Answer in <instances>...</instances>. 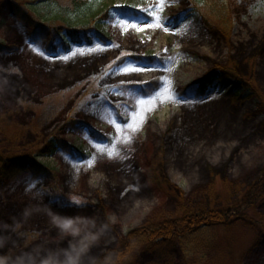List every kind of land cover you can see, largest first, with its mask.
<instances>
[{"label": "rangeland", "instance_id": "rangeland-1", "mask_svg": "<svg viewBox=\"0 0 264 264\" xmlns=\"http://www.w3.org/2000/svg\"><path fill=\"white\" fill-rule=\"evenodd\" d=\"M156 2L96 0V23L66 41V31H33L14 0H0V159L38 155L55 171L0 170V258L8 264L69 252L77 264H110L100 261L115 258L132 230L210 209L232 223L141 245L123 264H264V0H224L221 22L191 0H167L162 11ZM142 9L167 17L168 31L146 27L155 20ZM213 69L206 95L186 92ZM243 82L249 91L229 96ZM157 92L176 99L157 101L142 129L129 132L131 143L117 141L109 120L123 128L136 100ZM54 136L80 149L41 152ZM95 145L125 158H101Z\"/></svg>", "mask_w": 264, "mask_h": 264}, {"label": "trees", "instance_id": "trees-1", "mask_svg": "<svg viewBox=\"0 0 264 264\" xmlns=\"http://www.w3.org/2000/svg\"><path fill=\"white\" fill-rule=\"evenodd\" d=\"M52 0H14V9L18 19L34 30L42 27H56L66 29L73 37L76 36L82 28H86L96 23L94 5L96 0H53L57 6L51 12H46L44 8ZM194 7L207 12L210 16L225 20L223 13L228 10L224 0H191ZM33 10V11H32ZM35 12V13H34ZM38 14V18L36 15ZM206 14V13H205ZM88 16V17H84ZM106 14L100 17L104 18ZM101 18V19H102ZM41 21V22H40ZM207 78V77H206ZM68 144L61 138L56 137L42 145L40 151L44 154H51L59 147H66ZM30 168L24 163V159H5L1 161V167L4 175L16 171L18 167L30 169L36 174H53L54 169L31 157ZM227 214L221 209H210L208 212H189L183 214L181 218L164 219L146 223L144 226L132 230L127 237V241L117 251L115 258L104 257L100 262L109 261L110 264H123L124 260L136 252L141 245H151L159 239L173 240L178 237H184L188 234L198 232L201 227L217 226L229 224Z\"/></svg>", "mask_w": 264, "mask_h": 264}, {"label": "snow or ice", "instance_id": "snow-or-ice-1", "mask_svg": "<svg viewBox=\"0 0 264 264\" xmlns=\"http://www.w3.org/2000/svg\"><path fill=\"white\" fill-rule=\"evenodd\" d=\"M167 0H157V2L155 4L152 5V7L160 9L162 11L164 5L166 4ZM172 2H176V0H172ZM142 11L147 12L148 14H150L155 22L152 24H148L147 21H142L146 27L149 28H156V29H160L163 28V30L165 32L168 31V28L163 26V20H166L167 17H160V15L158 14V12L155 11H151L150 9H142ZM122 23V22H121ZM130 27L135 28L136 25L132 24L130 25ZM140 31H143V29L141 28ZM94 51V49H90L89 50ZM41 55H43V53H41ZM64 60H68V57H63ZM168 63H171V59L168 58ZM124 72H128V71H140V69H124ZM164 71L166 72H170L172 71L171 68H165ZM167 84H171V81H166ZM165 92H168L169 89L165 88L164 89ZM147 95V99H137L135 105L132 106V112L130 114V116H126L125 117V124L124 127L122 128L121 125L119 123H115V121L113 120H109V123H114L117 133H120L121 135L116 137V140L123 143V144H129L132 141V135L129 134V132L131 133H137L142 129L143 123L147 118V114L151 113L152 111L155 110V107L157 105V101L159 103H164L166 99H176L171 93H169V95L167 97H163L162 94L160 92H157L155 95H151V94H145ZM125 107H128L127 104L125 105ZM94 147H96L98 154L100 155V157L102 158L105 154L106 156L111 160V159H124L125 157L120 156V152L119 149L116 148L115 146L112 149L106 148V147H101L100 145H95ZM97 162V157H93L91 160H89L86 164V166L82 169L85 173L90 170L91 168L95 167V164ZM74 168H76V165H73ZM77 171H81V169L77 168ZM44 191H47V189H45ZM72 203L74 204H80L82 203L80 200H73ZM69 225L67 223H65L64 227L67 228Z\"/></svg>", "mask_w": 264, "mask_h": 264}, {"label": "clouds", "instance_id": "clouds-1", "mask_svg": "<svg viewBox=\"0 0 264 264\" xmlns=\"http://www.w3.org/2000/svg\"><path fill=\"white\" fill-rule=\"evenodd\" d=\"M77 257L72 253H65L64 258L60 259L57 256H49L47 259L42 261V264H77ZM0 264H8L6 258H0Z\"/></svg>", "mask_w": 264, "mask_h": 264}, {"label": "bare ground", "instance_id": "bare-ground-1", "mask_svg": "<svg viewBox=\"0 0 264 264\" xmlns=\"http://www.w3.org/2000/svg\"><path fill=\"white\" fill-rule=\"evenodd\" d=\"M143 27H144V25H141V26L139 27V29H141V28H143ZM140 76L143 77V78H146V77H147V72H146L145 70H141V74H140Z\"/></svg>", "mask_w": 264, "mask_h": 264}]
</instances>
